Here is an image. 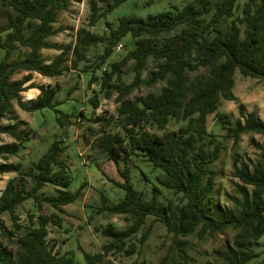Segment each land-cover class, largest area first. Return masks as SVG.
<instances>
[{"label":"trees","instance_id":"16d2710c","mask_svg":"<svg viewBox=\"0 0 264 264\" xmlns=\"http://www.w3.org/2000/svg\"><path fill=\"white\" fill-rule=\"evenodd\" d=\"M72 1L82 0H0L2 7L13 12L8 22L0 26V47L5 50L4 58L0 59V134L15 139L11 143H0V157L7 160L9 156L17 155L21 146L31 140V135L21 128L23 120L16 117L14 102L31 112L54 109L62 125L76 116L58 108L64 103L56 98L59 84L27 85L32 79L30 73L21 79H14L13 75L35 71L45 76H59L65 71L68 50L72 49L79 60H85L90 47L104 45V50L92 63L94 65L86 68L94 67L95 72L108 64L101 77L95 74L91 77L89 85L100 82V90L106 98L117 93V111L122 117L124 133L103 131L96 139L107 157L117 164L124 181L116 184L125 190V196L110 204L103 196L101 209L126 214L127 220L132 218V223L123 229L112 224L101 229L97 227L110 241L100 252L83 249L86 263L115 264L107 259L112 251H125L128 255L136 253L138 244L142 245L148 239L152 223L137 243L129 241L151 216L153 222L166 226L179 250L188 246L187 237L193 234L204 238L233 229L238 233L235 247L225 252L226 264H248L260 256L253 246L264 236V143L252 141L261 150V159L253 164L252 170L246 164L239 166L237 161L234 162V174L242 182L238 184L241 197L236 198L239 210L220 213L214 203L215 171L209 165L220 157L225 146L209 133L207 120L214 114L227 131V138L234 141H239L247 132L264 134V120L255 111H242L234 121L220 110L222 100L237 98L234 92L237 69L244 76L264 80V0H249L244 7V17L235 15L238 0H191L176 11L147 17L125 15L116 24L107 20L108 31L102 34L80 28L75 46L68 49L53 43L49 37L60 31L55 23L59 13ZM125 1L89 0L91 25L106 19ZM228 19L231 22L225 26ZM240 23L244 24V29ZM128 35L134 46L122 60L107 63ZM18 44L29 48L26 57H12ZM43 48H56L61 53L47 61L41 52ZM150 60L154 62L153 67L148 66ZM131 61L134 62L135 78L133 82L125 83L122 69ZM77 63L74 60L75 66ZM146 68L148 75L143 78ZM143 82L149 87L159 82L165 84L159 91L130 97ZM33 87L40 93L36 99L24 102L22 93ZM89 103L99 107L97 92ZM80 114L84 112L81 110ZM4 119L10 122L3 123ZM173 119L186 124L170 130L168 126ZM102 120L110 123L103 115L95 119L96 122ZM208 145L214 148L209 149ZM64 151L62 141L55 139L28 169H23L21 163H0V175L19 173L8 181L0 195V217L10 213L15 231H9L8 235H18L20 247L14 252L7 245H0V264H76L71 252H55L56 245H50L48 240L49 225H63L64 206L76 201L85 186V183L81 184L77 191L69 189L73 177L62 158ZM133 155L142 156L153 169L161 170L163 175L157 177L159 184L179 195L181 202L160 199L162 191L157 184H154L152 196L146 198L132 182L129 162ZM145 178L147 180L146 174ZM29 180L33 182L30 187ZM48 185L54 187L55 192H45L43 189ZM248 186H252V190ZM28 199H33L40 211L49 204L60 213H39L37 221L25 229L18 224L16 213ZM0 223L6 229L1 219ZM166 261L167 257L161 264Z\"/></svg>","mask_w":264,"mask_h":264},{"label":"rangeland","instance_id":"374dc122","mask_svg":"<svg viewBox=\"0 0 264 264\" xmlns=\"http://www.w3.org/2000/svg\"><path fill=\"white\" fill-rule=\"evenodd\" d=\"M191 0H126L119 7L110 12L107 18L100 19L96 25H91V8L89 0L81 2L72 1L68 8L59 13L58 21L55 27L60 31L49 37V40L58 45L72 47L76 44L77 32L80 28H85L96 33H105L107 30L106 21L116 24L121 16L136 15L147 17L156 15L165 11H176L181 9ZM258 1V0H257ZM249 0H238L235 15L244 17V7ZM104 6V5H103ZM13 12L0 5V26L5 25ZM231 19L225 22L228 26ZM244 29V24L240 23ZM5 33H3V36ZM134 46L132 37L126 36L121 45L116 47L115 53L109 58L107 63L120 61L126 53ZM104 45L90 47L86 51L87 58L79 60L73 50H68L65 54V71L59 76H45L38 72L21 71L13 75L14 79H21L32 75V79L27 83L39 86L41 84L60 85L57 99L64 101L58 108L67 112L74 113L76 116L70 117L65 125L60 124L57 119L59 114L50 108L38 111H27L14 102L17 119L23 120L22 129L31 135V140L27 141L17 155H11L7 160L0 157V163H21L23 169H28L32 163L37 161L44 154L55 139L62 141L65 151L62 158L65 160L72 174V183L69 187L72 191H77L81 184L85 183L82 195L74 202L64 206L63 225L61 227L49 225L48 240L50 245L55 244V252L65 254L71 252L76 264H87L83 249L96 253L103 251L104 245L110 241L97 227L104 228L110 224L117 228H126L132 223V218L127 220L126 214L111 213L101 209L103 196L108 204L116 203L125 196V190L116 183L123 182L124 179L118 171L117 164L107 157V154L99 147L96 137L101 132L124 133L122 127V117L118 114L119 103L116 101L117 93L112 97L106 98L104 92L100 90V82L89 85L91 77L95 74L102 76L103 69L94 72V67L86 66L96 61L98 54L102 53ZM29 48L18 44L13 53V58H23L29 54ZM42 55L46 60L51 61L60 55L61 50L56 48H43ZM5 50L0 47V59L4 58ZM74 60L78 63L75 66ZM149 67L154 66L151 60ZM88 69V70H86ZM122 80L125 83L133 82L135 78L134 62H129L122 69ZM204 70H201L203 72ZM148 68L143 71L142 77L147 78ZM195 75V73L193 74ZM164 82L157 83L154 87H149L145 82L141 83L130 97L145 95L149 91H159ZM40 90L38 88H29L22 93L23 101L36 99ZM97 92L100 98L98 108L93 107L89 100ZM234 92L237 96L235 100H222L220 110L229 114L232 120L241 116V112L248 113L255 111L259 118L264 120V80L244 76L239 69L235 72ZM84 114L81 115L80 111ZM103 115L107 121L96 122L95 119ZM3 123L10 122L4 119ZM185 121L171 120L168 128L177 130ZM208 131L214 134L216 139L224 143L220 157L210 163V169L215 171V189L214 203L216 210L220 213L225 211L238 212L239 207L236 204V198L241 194L238 184L242 183L234 174V162L238 165L246 164L252 170L253 164L261 159V150L253 144V139L259 143H264V134L247 132L243 134L239 141L227 138V131L223 129L214 114L208 116ZM15 141L14 137L8 134H0V143H11ZM213 149V145H208ZM132 170V182L134 186L142 190L146 198H150L153 193L154 184L159 185L162 193L160 199H173L176 203L181 202L180 196H176L172 190H169L159 184L158 176L163 172L159 169H153L152 165L142 156L133 155L129 162ZM124 163H122V167ZM147 175V180L145 174ZM18 172H9L0 175V195L6 187L8 181L16 176ZM29 180L28 187L32 185ZM252 190V186H248ZM45 192H55L51 185L43 189ZM215 211V210H214ZM60 213L49 204H45L40 211L33 199L23 202L17 209L18 224L23 228L29 227L33 221L36 222V216L39 213L51 214ZM34 216V218L32 217ZM4 227L0 223V245H7L14 252L20 249L17 243L18 235L9 237V231H15V225L10 213L6 212L0 217ZM148 239L144 244L137 247V252L128 255L124 252L112 251L107 255L115 264H161L167 257L166 264H226L225 252L230 247H235V236L238 231L227 229L223 233H217L213 236L207 235L200 238L197 234L187 237L188 246L179 250L178 244L174 243L173 235L169 234L166 226L161 222H153V217H148L147 223L142 227L138 234L131 238L129 242L137 243L148 227L151 225ZM130 247V246H128ZM130 249V248H128ZM253 249L260 252V256L251 260L248 264L264 263V236L253 246ZM181 254H184V256Z\"/></svg>","mask_w":264,"mask_h":264},{"label":"crops","instance_id":"0c3cea01","mask_svg":"<svg viewBox=\"0 0 264 264\" xmlns=\"http://www.w3.org/2000/svg\"><path fill=\"white\" fill-rule=\"evenodd\" d=\"M48 61V60H47ZM40 93V92H39ZM38 96V95H37Z\"/></svg>","mask_w":264,"mask_h":264},{"label":"built area","instance_id":"2783aa9c","mask_svg":"<svg viewBox=\"0 0 264 264\" xmlns=\"http://www.w3.org/2000/svg\"><path fill=\"white\" fill-rule=\"evenodd\" d=\"M121 45V44H120Z\"/></svg>","mask_w":264,"mask_h":264}]
</instances>
